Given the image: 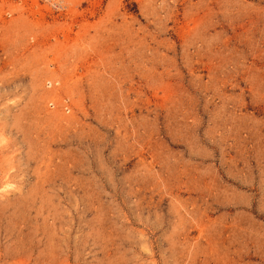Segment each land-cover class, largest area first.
Listing matches in <instances>:
<instances>
[{"label":"rangeland","instance_id":"rangeland-1","mask_svg":"<svg viewBox=\"0 0 264 264\" xmlns=\"http://www.w3.org/2000/svg\"><path fill=\"white\" fill-rule=\"evenodd\" d=\"M0 264H264V0H0Z\"/></svg>","mask_w":264,"mask_h":264}]
</instances>
